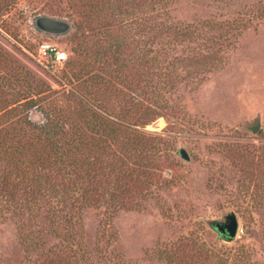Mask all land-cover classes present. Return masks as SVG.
Wrapping results in <instances>:
<instances>
[{
    "label": "rangeland",
    "instance_id": "obj_1",
    "mask_svg": "<svg viewBox=\"0 0 264 264\" xmlns=\"http://www.w3.org/2000/svg\"><path fill=\"white\" fill-rule=\"evenodd\" d=\"M39 16L71 29L48 34ZM0 129L25 146L45 129L64 148L91 142L75 174L6 167L0 264H264V0H14L0 11ZM140 157L148 178L128 185ZM230 212L227 240L211 224Z\"/></svg>",
    "mask_w": 264,
    "mask_h": 264
},
{
    "label": "trees",
    "instance_id": "obj_2",
    "mask_svg": "<svg viewBox=\"0 0 264 264\" xmlns=\"http://www.w3.org/2000/svg\"><path fill=\"white\" fill-rule=\"evenodd\" d=\"M14 0H7L1 4L0 3V11H4L8 9V7L13 3ZM175 30L183 36L190 35L196 30H199L197 27H193L192 25H179ZM29 123V122H27ZM116 123V122H115ZM31 124V123H29ZM43 127H41L42 130ZM110 130L106 132L103 130V133H107L108 138H110L109 146L114 143H119V136L121 134L120 128H117L115 125L109 127ZM2 129H0V167L3 166L4 171L0 175V183H5L9 179L7 176L6 167L8 165H12L13 170L18 172V174H25L26 171L29 172V169L32 170L34 181H40L41 178L47 175L48 172H59V173H71L75 174L77 163L72 158L77 154V152H82V155L87 157L86 150H90V143H73L66 142L67 148L59 146V142L54 139L52 136V132L50 129H45V135L43 136V140L40 136L37 141L32 143L25 142L27 146L21 142V140H15L11 137H5L2 135ZM21 131V130H20ZM42 133V132H41ZM2 135V136H1ZM135 139H124L121 143L123 149L128 152L129 157H138V153H143L144 144L139 145L136 144ZM94 144V143H92ZM39 145V146H38ZM150 150V149H149ZM42 157L44 160H42ZM30 159V160H29ZM29 160V161H28ZM87 159L84 161L86 162ZM143 157H140V160L137 162L134 160L130 168L123 171L122 180L127 179L125 181L126 184L134 183L135 181H145V178H148L149 175L148 170H146V164L143 162ZM39 165L42 166L41 171L38 172ZM29 168V169H28ZM26 170V171H25ZM10 172V171H9ZM8 172V173H9ZM114 172V171H113ZM120 180V179H119ZM150 182V180H149ZM15 185V184H14ZM129 185V184H128ZM17 186V185H16ZM39 183L33 182V185H30V191L32 197L36 198L39 195Z\"/></svg>",
    "mask_w": 264,
    "mask_h": 264
},
{
    "label": "water",
    "instance_id": "obj_3",
    "mask_svg": "<svg viewBox=\"0 0 264 264\" xmlns=\"http://www.w3.org/2000/svg\"><path fill=\"white\" fill-rule=\"evenodd\" d=\"M35 22L40 30L52 35L64 34L71 29V24L69 21L55 17L39 16ZM260 127L261 121L259 117L255 119L253 124L247 126V128L251 130L252 133H257ZM179 153L186 160L191 159L189 152L184 147L179 149ZM211 226L222 237L227 238V240H232L238 233L239 220L235 212H230L225 216V219L213 221Z\"/></svg>",
    "mask_w": 264,
    "mask_h": 264
},
{
    "label": "built area",
    "instance_id": "obj_4",
    "mask_svg": "<svg viewBox=\"0 0 264 264\" xmlns=\"http://www.w3.org/2000/svg\"><path fill=\"white\" fill-rule=\"evenodd\" d=\"M40 48L44 55L51 57L53 61L63 62L68 59V52L57 48L52 43L45 42Z\"/></svg>",
    "mask_w": 264,
    "mask_h": 264
},
{
    "label": "bare ground",
    "instance_id": "obj_5",
    "mask_svg": "<svg viewBox=\"0 0 264 264\" xmlns=\"http://www.w3.org/2000/svg\"><path fill=\"white\" fill-rule=\"evenodd\" d=\"M164 123V122H163ZM152 125V124H151ZM164 125V124H163ZM158 126V125H157Z\"/></svg>",
    "mask_w": 264,
    "mask_h": 264
}]
</instances>
